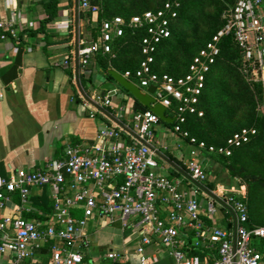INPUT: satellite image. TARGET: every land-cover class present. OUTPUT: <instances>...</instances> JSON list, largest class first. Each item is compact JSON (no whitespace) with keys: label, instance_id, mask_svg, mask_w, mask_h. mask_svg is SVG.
<instances>
[{"label":"built area","instance_id":"built-area-1","mask_svg":"<svg viewBox=\"0 0 264 264\" xmlns=\"http://www.w3.org/2000/svg\"><path fill=\"white\" fill-rule=\"evenodd\" d=\"M187 1L164 0L159 8L130 19L121 15L103 19L100 35L78 41L71 57L80 74L86 73L94 55L111 52L112 41L124 35L127 27L142 30L140 67L122 74L144 91L156 86L153 96L166 112L170 110L167 115L174 118L173 131L184 137L189 136L182 128L187 117L204 114L201 97L221 56L223 37H233L243 50L246 71L251 70L255 80L264 81V0H237L225 14V24L193 57L186 74L154 71L158 47L172 35L173 24ZM79 8L100 13L99 5L91 0H79ZM18 34L14 21L0 17V39L17 38ZM116 97L122 95L118 92ZM91 101V117L101 107L118 109L121 114L124 110L109 94H94ZM262 109L264 112V105ZM161 120L150 109L135 113L132 130L112 119L100 128L93 142L69 144L62 158L0 176V264H43L37 254L44 249L51 253L50 264H82L90 246L85 227L92 219L104 217L139 235L134 264L158 260L157 252L146 251L154 237L174 257V264H264V224L250 220L246 184L210 186L208 169L214 165L202 152L205 142L197 143L194 137L190 138V157L178 169L182 177L162 173L156 146L161 143L156 135ZM255 133L254 128H243L229 137L226 146L209 148L230 155L233 147L248 142ZM187 180L194 189L185 186ZM46 187L53 200L52 219L42 222L26 217L25 212L34 211L33 189ZM8 208L9 213L5 212ZM190 234L194 237L192 247L207 250L204 256L188 255L184 250L182 236ZM107 257L118 262L120 254L111 250Z\"/></svg>","mask_w":264,"mask_h":264},{"label":"crops","instance_id":"crops-1","mask_svg":"<svg viewBox=\"0 0 264 264\" xmlns=\"http://www.w3.org/2000/svg\"><path fill=\"white\" fill-rule=\"evenodd\" d=\"M49 1L0 0V17L14 21L19 33L17 38L0 39V92L3 93L0 97V176L7 177L11 170L16 168L35 169L49 160L62 158L69 144L93 142L100 128L110 124L112 119L120 122L126 129L132 130L134 115L140 111H135L133 106L128 112V107L123 101L131 99L132 95L119 84L114 90L101 88L106 81L115 83L116 81L113 76L108 77L106 72L96 65L94 58L88 65L86 73L82 74L79 72L77 62L71 60L78 41L86 39L88 32V20L80 16L82 10L79 5L77 7L79 0H59L58 14L45 23ZM262 10L264 12V2ZM97 16L92 14L93 22H96ZM67 57L70 61L66 64L64 59ZM82 78H86L87 81ZM118 92L122 97H116ZM94 94L112 95L115 103L124 107L122 114L118 109L106 106L95 111V116L91 117L90 113L94 109L89 104L92 103L91 96ZM136 101L135 99L134 105ZM161 125L166 127L165 123L160 122L156 126V135ZM171 130L174 134L171 143L157 135L161 142L156 145L158 157L168 162L171 176L181 178L182 173L178 169L190 157L192 144L186 137L174 132L173 128ZM162 134L163 137H167L166 133ZM211 175H214L213 170ZM211 175V182L217 184ZM230 185L240 184L234 180ZM49 189L47 187L33 189L34 211L25 212L26 217L27 214L38 212L46 218L37 219L33 216L28 218L42 222L52 219L53 211L52 214L47 213L37 204L45 197L52 200ZM201 199L203 203L206 202L204 196ZM10 211L11 208H8L5 212ZM80 215L78 213V216ZM98 226L100 229L108 226L118 228L119 243L115 244V239L112 238V245L107 250L103 249L102 243L105 240L100 238L101 230ZM128 230L133 229L123 230L119 221L92 219L85 227L90 246L86 249L87 254L82 264L136 263L138 261L136 247L140 237L134 230V233L128 234ZM90 235L97 238L95 245ZM193 238L192 234L182 236L183 248L188 255ZM111 250L120 254L118 262L107 257ZM199 250L198 255L201 257L206 254L205 248ZM146 251L149 254L157 252L158 260L154 264L175 263L174 257L158 244L155 237ZM37 257L43 264L51 263V253L46 249L40 250Z\"/></svg>","mask_w":264,"mask_h":264},{"label":"trees","instance_id":"trees-1","mask_svg":"<svg viewBox=\"0 0 264 264\" xmlns=\"http://www.w3.org/2000/svg\"><path fill=\"white\" fill-rule=\"evenodd\" d=\"M164 0H91L100 7L96 22L92 21L91 12L80 13L88 20L86 39H96L100 35L103 19L121 15L126 19L141 14L148 9L159 8ZM237 0H188L180 10L179 17L173 24L172 35L163 41L156 52L153 69L163 74L174 76L186 74L196 53L206 45L215 33L225 24V14L229 5ZM59 0L47 3L48 16L45 23L58 14ZM233 5V6H234ZM34 33V32H33ZM142 30L127 27L124 35L112 41V51L97 52L94 55L96 65L101 67L108 77L110 68L124 73L135 71L140 67L143 54L141 40ZM221 56L208 76L207 84L201 97L200 107L203 116L189 115L182 124L189 136L197 143L205 142L202 149L212 164L229 170L234 180L247 186V198L250 220L255 224H264V81L255 80L246 64L242 48L232 36L222 38ZM15 75V74H14ZM85 82L86 78H82ZM170 113V110H168ZM161 122L174 128L175 123ZM243 128H254L248 142L233 147L232 154L226 155L216 149L226 146L227 140ZM214 146L215 150H210ZM209 171L213 167L209 166ZM214 182H210L213 186ZM38 206L52 214L53 202L44 198ZM49 214V215H50ZM37 219H44L41 213H30ZM190 255L200 254L199 249L190 247Z\"/></svg>","mask_w":264,"mask_h":264},{"label":"rangeland","instance_id":"rangeland-1","mask_svg":"<svg viewBox=\"0 0 264 264\" xmlns=\"http://www.w3.org/2000/svg\"><path fill=\"white\" fill-rule=\"evenodd\" d=\"M236 3V2H235ZM234 5V2L232 4L229 5V8L228 9H231ZM89 33L87 32V35ZM134 97L131 96V99L129 100H124V105H126V107H128V112L133 108L134 106ZM160 130L157 131V135L158 137L162 138V140L164 141H167V142H172L173 141V137H174V134L172 133V128L171 126L169 125H166V127H164L163 125H161L160 127ZM166 133L167 137H163V134L162 133ZM162 151H164L163 149H161ZM160 161V170L164 173V174H169V170L171 169L170 168V165L168 164V162H165L163 160V158L161 159V157H157ZM163 165V166H162ZM213 171H214V175H211V178L213 179V181H215L217 184H221V185H230L232 183H234V177L231 175V173L229 172V170H227L226 168H219L218 166H214L213 168ZM185 186L188 188V189H194L195 186L194 184H192L189 180L185 181L184 182ZM102 220H107V218H102ZM103 222V221H102ZM100 226H98L99 228ZM100 229V228H99ZM101 230V231H100ZM99 231H100V238L102 240H105L103 243H102V248L107 250L111 245V241H112V238L115 239V244H118L119 241H120V231L118 228L116 227H113V226H108L106 228H101ZM128 234H132L134 233V231H130L128 230L127 231ZM90 239L91 241L93 242V244L95 245V241H96V237H94L93 235H90ZM260 241V240H258ZM93 246V245H92ZM92 249V248H90Z\"/></svg>","mask_w":264,"mask_h":264},{"label":"water","instance_id":"water-1","mask_svg":"<svg viewBox=\"0 0 264 264\" xmlns=\"http://www.w3.org/2000/svg\"><path fill=\"white\" fill-rule=\"evenodd\" d=\"M78 5L79 3L77 1V7ZM109 73L113 76L116 83L112 81H106L101 85L102 89L114 90L116 89L117 84H119L120 86L124 87L129 92V94H131L137 100L134 105L135 111H146L147 109H150L157 115H159L162 120L166 122L174 121L173 117L166 114V107L161 102H158L153 96V93L156 90L155 85L149 86L147 91H144L140 86L135 84L133 81L124 76L118 70L110 69ZM127 97H129L128 94Z\"/></svg>","mask_w":264,"mask_h":264}]
</instances>
